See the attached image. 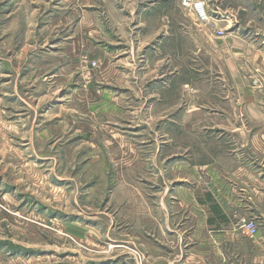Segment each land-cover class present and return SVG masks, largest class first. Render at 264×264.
Here are the masks:
<instances>
[{
  "label": "rangeland",
  "instance_id": "obj_1",
  "mask_svg": "<svg viewBox=\"0 0 264 264\" xmlns=\"http://www.w3.org/2000/svg\"><path fill=\"white\" fill-rule=\"evenodd\" d=\"M180 1L0 0V57L18 71L20 47L56 53L83 12L96 14L104 53L81 54L74 81L117 102L97 122L78 112L85 130L31 142L4 108L0 264H264V238L230 240L192 209L219 169L235 196L229 233L248 218L264 237V0H202L207 22ZM198 30L235 39L236 58L194 42ZM164 31H183L180 52L158 45Z\"/></svg>",
  "mask_w": 264,
  "mask_h": 264
},
{
  "label": "crops",
  "instance_id": "obj_2",
  "mask_svg": "<svg viewBox=\"0 0 264 264\" xmlns=\"http://www.w3.org/2000/svg\"><path fill=\"white\" fill-rule=\"evenodd\" d=\"M98 21L96 14L83 12L77 18L72 33L61 37L58 41V43H61V47L56 53L51 49L39 48L37 46L40 45L38 40L29 44L25 57H22L24 47H20V59L24 58L20 64V71H18L17 63L15 69L8 63V60L0 57V65L4 71V73H0V77L8 78L10 77V72L16 73V80L13 78V84L11 81H4L0 84V116L4 108L11 107L10 110L16 111L11 117L13 121L10 122L29 127L27 130H24L25 128L21 129L27 134L24 138L22 137V140L25 139L31 142L37 136L45 140L53 138L56 134L60 135V133L62 136L78 133L84 126V121L81 120L83 116L79 119L80 115H78V112L82 114L87 112V115L97 122L102 114L106 116V112L108 114L110 109L116 107L117 102L109 91L95 89L91 84L87 88H81L75 85L77 82L74 81V78L80 80L84 77V68L79 63L81 54L89 53V57L95 60L104 53L99 39L101 28ZM86 30H89V32L93 31V36L86 37ZM44 39L41 38L39 41L46 44ZM194 42H198L201 45L204 44L209 50H213V53L218 47H224L225 51L229 48L233 53V57L236 58L235 39L232 37H211L207 30H198V37ZM185 44L186 40L183 31L166 33L164 31L158 43V45L162 46L163 51L167 53L180 52ZM171 48H173V51ZM172 54L174 58H178L177 67L181 71L183 66L182 60H180L181 56ZM227 58L228 64L231 65L232 58ZM91 68L94 69L96 66ZM182 83H188V80H182L180 84L182 85ZM11 86H16V90L9 91ZM66 86L70 88L65 89ZM61 89L64 92H60ZM52 99L55 100L53 101ZM251 100L253 101L254 98ZM36 109L43 111L38 113ZM33 111L34 113L32 114ZM34 127L36 130H34ZM97 132L98 130H92L91 132L92 135H95V138L92 137L93 141L96 140ZM255 137H253L252 141L250 139V142H253ZM95 145L91 146L92 153H94ZM218 170L214 169L212 179L205 187V190H200L196 193L194 202L196 206H193L192 209L195 210L197 225L200 222L202 226H207L214 232L227 231L226 235L229 236L230 240L245 238L246 235L243 233H229L232 224L231 210L236 207L233 202V188L231 184L223 180V175ZM238 171L241 170L238 169L236 172L233 170L232 174H247L238 173ZM218 236L223 235L219 233ZM253 236H251V238H255L253 244L256 248H259L258 241H261L264 237L257 231Z\"/></svg>",
  "mask_w": 264,
  "mask_h": 264
},
{
  "label": "built area",
  "instance_id": "obj_3",
  "mask_svg": "<svg viewBox=\"0 0 264 264\" xmlns=\"http://www.w3.org/2000/svg\"><path fill=\"white\" fill-rule=\"evenodd\" d=\"M180 5L193 11L200 21L207 22L209 20L208 12L205 10V3L202 0H181ZM221 34V31H219ZM93 67L96 65L95 61L90 63ZM241 232L253 236L256 234L257 227L254 221L248 218H241L239 220Z\"/></svg>",
  "mask_w": 264,
  "mask_h": 264
}]
</instances>
